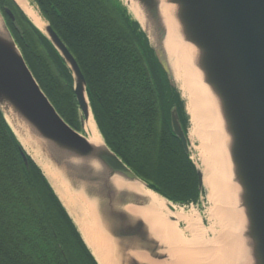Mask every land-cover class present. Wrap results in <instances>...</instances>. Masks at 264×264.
Masks as SVG:
<instances>
[{
    "label": "water",
    "instance_id": "water-1",
    "mask_svg": "<svg viewBox=\"0 0 264 264\" xmlns=\"http://www.w3.org/2000/svg\"><path fill=\"white\" fill-rule=\"evenodd\" d=\"M13 1L70 69L82 130L67 122L37 81L1 8L0 110L21 145L26 166L31 159L41 169L95 263L101 264L98 252L111 264H190L192 256L200 264L209 250L211 259L215 257L210 264L219 263L214 255L224 230L220 222V235L209 248L206 238L187 237L176 215L204 205L203 193L209 199V188L198 155L199 141L195 138L196 146L191 140L192 118L170 54L173 31L174 38L191 48L190 64L224 135L228 179L235 187L234 202L241 217L235 230L240 239L235 264H264V0H118L174 92L164 95L166 103L171 102L170 127L197 174L198 198L188 203L155 189L113 150L99 127L88 81L74 54L34 1ZM24 5L37 9L45 29L38 27ZM4 11L22 31L13 11L9 7ZM91 112L103 140L99 143L92 142L86 130ZM19 136L35 148H26ZM42 155L48 161L38 163ZM47 169L57 180L50 178ZM56 183L71 201L60 195ZM147 191L164 201L167 229L150 220L147 209L152 200ZM86 233L92 235L94 247Z\"/></svg>",
    "mask_w": 264,
    "mask_h": 264
},
{
    "label": "trees",
    "instance_id": "trees-1",
    "mask_svg": "<svg viewBox=\"0 0 264 264\" xmlns=\"http://www.w3.org/2000/svg\"><path fill=\"white\" fill-rule=\"evenodd\" d=\"M4 11L37 81L81 131L74 80L64 59L13 0ZM79 62L108 144L141 178L174 201L198 198L197 174L169 123L171 90L153 53L118 0H32ZM170 93H174L172 90ZM0 110V264H96L75 226ZM149 168L162 183L143 174Z\"/></svg>",
    "mask_w": 264,
    "mask_h": 264
},
{
    "label": "bare ground",
    "instance_id": "bare-ground-1",
    "mask_svg": "<svg viewBox=\"0 0 264 264\" xmlns=\"http://www.w3.org/2000/svg\"><path fill=\"white\" fill-rule=\"evenodd\" d=\"M24 7L38 27L45 29L46 22L40 16L37 9L28 7L27 5H24ZM170 27L173 28V24H170ZM170 36V54L175 59L174 68L177 80L187 99L188 112L191 115L193 123L192 135L199 141L197 150L201 165L207 175L206 184L209 188V199L214 204L213 214L218 218L220 224L224 228L217 240L218 242H216L219 246V250H217L214 256L219 258L218 264H235V261L239 258L240 254V239L235 234V230L238 227L241 217L235 207V187L228 179L226 156L222 148L224 135L220 128L219 117L210 103L211 100L207 96L205 88L200 83L197 71H195L190 64L189 59L191 56V48L189 45L183 44L174 38L173 31H170ZM86 130L89 133V138L92 142L99 143L103 141L92 112L89 123L86 124ZM19 138L26 148L34 147L30 141L23 139L21 136H19ZM47 173L51 179L57 180V175L50 172L49 169H47ZM56 184L60 195L65 200L71 201L62 185L59 183ZM146 194L150 196L152 200L150 209H147L149 213L148 216L152 218H150V220H153L160 227L167 229L170 225L169 223L167 224L165 220L164 213L167 210H165L166 206L164 201L150 191H147ZM197 214L196 217L185 218L188 220L190 230L199 228L200 216L198 217ZM86 234L88 242L94 247L92 243V235L88 233ZM171 241H174V239ZM100 254L97 252L101 264H111L102 253ZM191 259L190 264H192V262L195 264L196 259L193 256Z\"/></svg>",
    "mask_w": 264,
    "mask_h": 264
},
{
    "label": "rangeland",
    "instance_id": "rangeland-1",
    "mask_svg": "<svg viewBox=\"0 0 264 264\" xmlns=\"http://www.w3.org/2000/svg\"><path fill=\"white\" fill-rule=\"evenodd\" d=\"M192 131H193V128H191V132ZM191 140H192V143H196V146H197L198 141L192 135H191ZM29 152L31 153V155H35V152L33 150L30 149ZM193 152L197 153V151H193ZM41 158H42V160L40 158H37L38 163H42L43 160L48 161V159L43 155ZM136 166H137V169L139 171H141L143 174H147L155 182L162 183V181L159 180V178H157L156 176L153 175V172L149 168H142L140 165H136ZM203 202H204V205H201L198 208L192 209L191 207H188L185 210H182V211L179 210V213H177L176 215L178 217V222L180 223V227H181L183 233H185V235L187 237H190V239L194 238V237H201L203 239L206 238L208 245H209V248H210L211 242H214L217 240V238L220 235L222 228L219 224L218 219L216 217H214V215H213L212 210L214 208V204L208 199V196L206 195V193H203ZM196 214L198 217L200 216L199 217L200 222L198 225L199 228L195 229V230H190L188 220H186L185 218L186 217L187 218L188 217H196ZM209 252H210V250H209ZM209 252L202 255L203 260H201L202 258L200 257V262H199L200 264H205L206 260H210L209 263H206V264H210L211 261L215 260V257H213L211 259Z\"/></svg>",
    "mask_w": 264,
    "mask_h": 264
},
{
    "label": "flooded vegetation",
    "instance_id": "flooded-vegetation-1",
    "mask_svg": "<svg viewBox=\"0 0 264 264\" xmlns=\"http://www.w3.org/2000/svg\"><path fill=\"white\" fill-rule=\"evenodd\" d=\"M0 3H2V5L4 7H6L7 3H9V1L8 0H0Z\"/></svg>",
    "mask_w": 264,
    "mask_h": 264
}]
</instances>
